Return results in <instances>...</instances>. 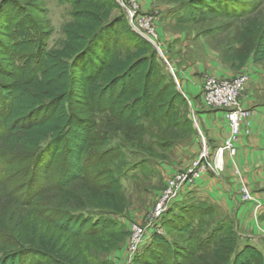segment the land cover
Listing matches in <instances>:
<instances>
[{
  "label": "rangeland",
  "instance_id": "obj_1",
  "mask_svg": "<svg viewBox=\"0 0 264 264\" xmlns=\"http://www.w3.org/2000/svg\"><path fill=\"white\" fill-rule=\"evenodd\" d=\"M74 1L76 5L62 0H0V25H4V21L10 18H14L13 24L21 20L24 13L17 9L16 4L31 11L32 15L26 21L32 25L40 24L41 34L36 30L40 43L27 44L18 49V53L28 57L34 48L40 51V46L46 45L49 48L46 52L49 57L62 55L60 64L49 69L51 76L45 73L42 79L38 80L36 76H30V67L22 72L13 68L9 59L11 47L7 44L14 37L4 34L11 32V26L6 25L3 31L0 30V217L5 209L11 212L21 210L29 220H38L39 223L46 220L52 223L51 228L56 226L55 232L49 233L47 238L40 235L44 239L31 232L30 239L34 243H39L36 239L40 238L53 247L58 245L64 235L73 234L70 243L79 248L81 243L85 244L81 240L92 237L94 232H103L107 227L99 226L94 231L91 222L68 219V214L79 211L83 206L94 209L92 205L97 207L96 205L101 203L117 204L116 207L121 210L117 218L122 221L129 234L115 250L93 253L97 261L132 264L133 259L144 251L152 234H167L163 224L165 214L161 218L162 233L156 231L157 229H151L152 232L149 230V238L138 252L134 249L136 237L133 227L144 229L148 225L160 209L161 198L168 186L170 175L178 170H188L199 158L202 148L195 157H191L190 152L195 153L194 150L198 149L197 143L201 146V133L209 144L198 120L197 109L205 108L200 100L201 87L192 85L193 90H186L182 86L183 76H196L201 81L207 73L223 77L214 72L216 64L232 73L229 77L249 73L251 67L264 71V0H237L235 3L240 10L250 9L242 19H233L229 14L220 12L206 15V10H202V13L201 10L193 12L188 5L190 0H122V5L116 0L119 6L110 9L107 0ZM77 9L96 13L97 18L103 20L100 24L123 17L132 30L143 37L145 29L147 32L152 31L150 35L154 42L149 41L152 46L150 48L130 50L127 46L135 41L129 40L130 36L127 34H122L120 44L108 61L112 62L116 70L120 65L124 67L125 73L122 75V72L117 70L105 79L99 76L94 84L90 82L86 85V90H83L82 86L77 94L70 93L67 96L65 88L69 85V75L62 69L61 64H68L73 45L76 43L71 45L67 34L69 25L72 24L71 13ZM151 16L157 18L146 25L145 20ZM258 42L262 43L259 44L261 51L255 53L253 50ZM154 51L157 60L164 65L161 70H167L174 81L179 82L178 89L190 100H187V106L178 105V112L172 118L164 115L157 121L153 117L156 114L154 105L157 102L154 95L157 88L154 82L150 81V77H154L155 73L153 66L146 61ZM46 60L45 56L37 63L38 66L43 67L47 63ZM200 68H204L201 70L203 76L195 72ZM118 75L122 76L117 78ZM46 98L52 99L51 104L38 110V114L31 119V126L29 122L22 120L16 127L15 122L18 119L33 113L37 103H42ZM68 99L71 101L74 120L64 123L66 115L63 104ZM130 101L135 103L131 115H127L126 111L117 112ZM109 108L115 109V115L112 111L108 112ZM193 114L198 122L197 127L193 121L196 130L189 127L191 123L187 125L186 121L187 118H192ZM140 115L151 118V121H145L144 125L140 124L142 127H136L138 123H142ZM45 117L46 119H43ZM94 121L96 124H93ZM125 121H128V124ZM25 124L30 127L26 128ZM66 125L69 126L67 131L64 130ZM108 130L117 131L118 137L111 136L114 134L112 131L108 138L103 136L105 139L98 141L96 137L100 139L101 132L105 134ZM124 135L136 139L145 150L151 149L152 155L149 153V156L138 150V154L132 158L134 161H145L146 157L154 158L160 161L161 163H158L162 166L157 165L150 172L147 168L152 164L145 168V162L142 161L143 169L136 170L133 175L124 178L123 186L118 187L105 165L120 156L119 150L108 152L101 157L98 149L104 144H117L121 140L119 136L123 139ZM47 139L62 140L58 144L51 142L42 152L39 146ZM208 148L213 152L211 158L214 159L217 148H210V145ZM236 155L230 156L233 158L230 161V169L239 177L240 195L236 198L237 203L231 208L222 210L219 206L217 217L228 216L233 219V227L238 233L240 243L254 245L262 252L261 256L252 253L249 257L245 253L238 255L242 247L240 245L233 250L237 253L235 258L232 255L229 260H235L234 264H264V206L257 208L258 203H264V195H256L254 190H257L259 185L253 188V185L249 184L235 161ZM227 157L229 155L225 156L221 175L228 169ZM45 161L51 164L46 166ZM32 165L35 169L30 168ZM169 168L174 169V172L172 170L171 174H168ZM246 189L249 190L248 195H245ZM66 190H71L72 196H69ZM40 199H44V202H39ZM12 202L14 203L11 204ZM241 202L248 205L252 203L253 206L242 209ZM32 205H36L37 209ZM43 228L50 227L43 225ZM14 230L15 233L22 231L19 227ZM173 234L177 240H185L188 236L185 231H175ZM7 238L0 230V256L15 248L14 242ZM214 249H197L193 257L183 258L184 263L219 262V257L222 256L218 254L220 256L216 257ZM64 250H69L72 259L82 262L76 249L70 247ZM31 257L3 260L1 264H27ZM170 259L171 255L165 252L154 264H165ZM43 260V264H54L48 259Z\"/></svg>",
  "mask_w": 264,
  "mask_h": 264
},
{
  "label": "trees",
  "instance_id": "obj_2",
  "mask_svg": "<svg viewBox=\"0 0 264 264\" xmlns=\"http://www.w3.org/2000/svg\"><path fill=\"white\" fill-rule=\"evenodd\" d=\"M62 1L71 5L73 3L76 5L74 0ZM236 1L237 0H190L188 5L193 12L195 10H201L200 13H202V10H206L204 11L206 12V15L220 12L229 14L233 19H242L245 17V13L250 9L240 10V7L238 8V5H236L237 3H235ZM107 2L109 3V9L110 7L113 8L119 6L116 0H107ZM16 7L19 11H23L24 13L21 20L16 24H13L12 22L14 18H10L4 21V25H0V30L2 29V31L6 25L11 26L9 28V30L11 29V32H6L4 34L7 36L10 34L14 37L12 41L7 44L9 48L11 47V57L9 58L10 63L13 68L20 72L30 67L31 69L29 70L32 71L30 76H36L38 80H41L45 73L50 77L51 74L49 73V69L54 65L60 64L62 55L60 54L54 55V57H49L48 53H46L49 51V48L46 45L40 46V51L38 48H34L33 53H30V56L28 57H24L21 53H18V49L24 48L25 45L38 42L37 31H39V34H41V31L39 23L37 25H32L30 22L26 21L32 15L30 10L26 8L24 9L23 6L17 4ZM71 18L72 24L69 25L70 27L67 37L70 40L71 45L73 42L76 43L73 45L74 49L69 56L70 60L68 64H61L62 69L69 75V85L65 88L67 96H69L70 93L72 95L77 94V91L81 90L82 86H84L83 90H86V85L90 82L94 84L99 76L105 79L109 74L113 75L116 73L117 70L118 72H122V75L125 73L124 67L122 68L120 65L116 70L114 69L112 62L108 61L120 44V36L122 34H127L131 38H129V40L135 41L133 44L128 45L127 49L132 50L134 48L139 50L152 47L151 43L145 37L132 30L131 26L123 17L112 22L100 24L103 20L98 19L96 13L94 14L87 9H77L71 13ZM184 38L186 39V37ZM259 44L262 43L258 42V45L253 52L258 53L261 51ZM45 56L47 57V63H45L43 67L38 66L37 63L41 62ZM146 61L150 63V66H153L155 76L150 77V81H153L157 88L154 95L157 102L154 105L156 114L155 116L153 115V117L156 118L155 121H157L160 116L164 115L170 119L178 112V105L187 106L188 101L184 94L178 89L177 83L171 77L169 72H167V70H161L164 65L157 60L155 51ZM121 76L118 75L117 78H120ZM115 80L113 82H115ZM37 100L39 99H36V101ZM51 102L52 99L46 98L42 100V103H37L33 113H29L26 116L24 115L21 119H18L15 122L16 127L22 120L29 122L31 126L33 124L31 119L38 114V110L42 107L49 106ZM70 102L71 101L68 99L63 104V109L66 115L63 120L64 123L74 120ZM134 107L135 103L130 101L124 106V108H121V110L118 109L117 112L126 111L125 113L127 115H131ZM100 110L102 111L103 109ZM111 111L115 115V109L109 108L108 112L110 113ZM140 118H142V123H136V127H142L145 121H151V118H145L142 115H140ZM43 119H46V117ZM186 121L187 125L191 123V125H188L189 127H193V129L196 130L192 118L189 117ZM125 123L128 124V121H125ZM93 124H96V121H94ZM30 126L25 124L26 128H29ZM68 129L69 126L66 125L64 130L67 131ZM109 130L106 131L105 134L101 132L102 137L100 139L99 137H96L97 140L101 142L103 139L108 138L109 134L113 131L110 132ZM116 132L117 131L114 130V134L111 136L117 138L118 135ZM121 136H119L121 140L117 144H104L98 149V153L101 157H104L108 152H116L119 150L120 156L113 161L107 162L105 165L110 173H112V177L115 182H117L118 187L123 186L124 178L133 175V172H137L140 169L142 170L144 164L145 168L152 164L149 169L147 168L150 172L155 166H162V164H159L161 162L154 158L150 159L146 157L145 161H134L132 158L138 154V150L144 151L145 155L149 156L148 154L152 153L151 149L145 150V147H143L136 139H132L126 135H124L125 137L122 139ZM61 140L62 139H56L55 141L54 139H47L42 141V143L40 142V151H45L51 142L55 141L58 144ZM124 144H127L128 146H125ZM45 164L46 166H49L51 162H46ZM30 168L35 169V166L32 165ZM65 192L69 196H72L71 190H66ZM38 201L44 202V199ZM13 203L14 202L11 204ZM116 205L117 204L108 205L106 203H101L100 205H96L97 207L92 205L94 209L83 206L79 211H72L68 214V219L80 220L86 223L91 222V228L94 229V231H96L95 229L99 226L107 227V230H103V232L100 233L94 232L92 237L81 240V242L83 241L85 244L83 245L81 243L80 246L77 244L79 248L74 247L73 244L70 243L73 234L64 235V237L58 241L57 246L50 247L40 238H43L44 236L47 238L49 233L53 234L56 226L52 225L53 228H51L50 224L52 223L46 220L43 221L44 223H39L38 220H29L21 210L11 212L5 209L2 217H0V230L3 231V234L6 237H8L7 239H9V241L14 242L15 248L13 251L4 253V255L0 256V264L3 260H16L25 256H32V259L27 264H43V259H48L49 262L54 264H112L109 261H97L93 252H108L115 250L129 234L122 221L117 218L121 213V210L117 208ZM32 206L37 209L36 205ZM218 211H220L219 206L214 201L201 197L198 198L196 195L190 193L185 197L177 199L171 204L164 215L163 224L167 229V234H152L146 248L141 254L133 259L132 264H154L161 254H164L165 252L171 255L170 261L165 264H186L184 263L183 258L188 256L193 257L197 249L201 248H207L209 250L215 248L214 251H216L214 254H217L216 257H219L220 255L222 256V258L219 257V262L214 263L213 261V264H234L235 260L229 259L232 255H234L233 258H235L237 253L236 251H234V253L233 250H235V247L236 249L240 247V245L242 247L238 252V255L245 253L248 257L252 254L261 256L262 252L258 247L240 243L239 236L237 235L238 233L233 227V219H229L228 216L217 217ZM43 225L49 226L50 228L45 229L43 228ZM16 227H19L22 231L20 233H15L14 229ZM175 231H185L188 235L187 239L177 240L173 234ZM31 232H34V235L36 236H43L36 239L40 241L39 243H34L30 239ZM28 239L30 240L28 241ZM70 247L79 252L82 262L75 261L69 255V250H64ZM194 264H196V261Z\"/></svg>",
  "mask_w": 264,
  "mask_h": 264
},
{
  "label": "crops",
  "instance_id": "obj_3",
  "mask_svg": "<svg viewBox=\"0 0 264 264\" xmlns=\"http://www.w3.org/2000/svg\"><path fill=\"white\" fill-rule=\"evenodd\" d=\"M216 71L219 75L226 77L231 76L224 67L216 64ZM208 68V67H206ZM204 68L195 71L201 73ZM251 81L244 97V106L252 108L254 110L252 117L249 120V125L241 133L238 140V153L235 157V161L239 166L245 178L248 180L253 188L258 186L257 190H254L256 195L263 197L264 191V71L251 67L249 69ZM194 72V73H195ZM198 76V75H197ZM203 76V75H202ZM201 76V77H202ZM196 82V83H194ZM183 87L186 90H193L192 85H198L200 87L201 80L196 76L186 77L182 79ZM192 87V88H191ZM188 90V91H189ZM201 104L205 105L202 98H200ZM199 121L201 127L205 131L207 140L209 141L210 148L216 149L222 144L224 138L228 134L229 126L226 119L225 110L222 108H198ZM208 143V142H207ZM202 146V144H201ZM201 146L197 143V150L195 153H191V157L198 155ZM211 152V151H210ZM213 152H211L212 154ZM213 155V154H212ZM233 160L230 156L227 157V170L223 175L216 176L213 173L207 172L199 179L196 187L193 190L194 195L210 199L217 203L223 210L229 209L233 204L237 203L236 198L239 197L240 181L239 177L235 176L233 169H230V161ZM174 172V169L169 168L168 174ZM192 193V194H193ZM242 209L253 204L240 203ZM264 206V203H263Z\"/></svg>",
  "mask_w": 264,
  "mask_h": 264
},
{
  "label": "built area",
  "instance_id": "obj_4",
  "mask_svg": "<svg viewBox=\"0 0 264 264\" xmlns=\"http://www.w3.org/2000/svg\"><path fill=\"white\" fill-rule=\"evenodd\" d=\"M121 1L122 0H118L120 4L122 3ZM156 18V16H151L145 20L146 25H148L150 21L154 22ZM145 31V38L153 43L154 39L150 35L152 34V31L147 32L146 29ZM164 59L167 62L166 58ZM172 72L175 74L173 68ZM250 81L251 76L250 73L247 72L239 74L235 77H215L208 73L203 76L200 86L201 98L207 107L222 108L225 110L229 126L228 134L224 138L222 144L217 147L214 155L215 158L212 159L206 138L201 133L202 150L199 158L193 162L192 166L188 170H178L170 175L168 178V186L161 198L159 205L160 209L157 214L152 217L148 225L145 226L144 229L136 226L133 227L135 233L134 236L136 237L134 249L137 250V252L139 248L148 240L149 230L152 232L151 229H157L156 231L162 233L161 218L174 201L192 193L203 174L210 172L216 176H220L224 168L225 156H235L238 153L239 137L244 129L249 125V120L254 112L252 108L244 106L245 92ZM177 83L179 85L178 81ZM183 94L186 99L189 100L188 96L184 92ZM192 118L194 123L197 125L198 122L195 114L192 115ZM248 194L249 190L246 189L245 195ZM262 206V203L257 204V208L259 209Z\"/></svg>",
  "mask_w": 264,
  "mask_h": 264
}]
</instances>
